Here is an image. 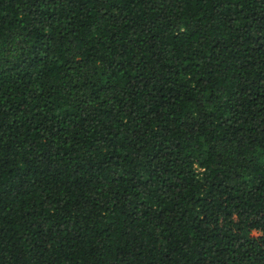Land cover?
Returning <instances> with one entry per match:
<instances>
[{"label":"trees","instance_id":"trees-1","mask_svg":"<svg viewBox=\"0 0 264 264\" xmlns=\"http://www.w3.org/2000/svg\"><path fill=\"white\" fill-rule=\"evenodd\" d=\"M0 264H264V0H0Z\"/></svg>","mask_w":264,"mask_h":264}]
</instances>
